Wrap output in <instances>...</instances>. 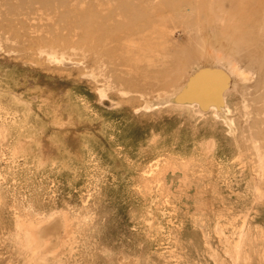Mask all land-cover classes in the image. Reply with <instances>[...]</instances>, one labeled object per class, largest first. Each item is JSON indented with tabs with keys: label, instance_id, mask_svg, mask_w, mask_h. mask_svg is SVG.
Masks as SVG:
<instances>
[{
	"label": "rangeland",
	"instance_id": "rangeland-1",
	"mask_svg": "<svg viewBox=\"0 0 264 264\" xmlns=\"http://www.w3.org/2000/svg\"><path fill=\"white\" fill-rule=\"evenodd\" d=\"M0 264H264V0H0Z\"/></svg>",
	"mask_w": 264,
	"mask_h": 264
}]
</instances>
